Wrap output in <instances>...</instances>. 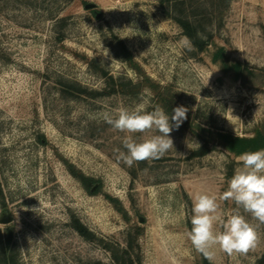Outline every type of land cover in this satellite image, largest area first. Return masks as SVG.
<instances>
[{
    "label": "rangeland",
    "instance_id": "1",
    "mask_svg": "<svg viewBox=\"0 0 264 264\" xmlns=\"http://www.w3.org/2000/svg\"><path fill=\"white\" fill-rule=\"evenodd\" d=\"M185 2L210 42L204 51L181 46V12L166 0H0V232L12 230L15 264H210L187 236L192 197H219L241 166L219 132L264 127V0ZM119 41L131 60L118 55ZM220 46L261 76L224 75L212 60ZM104 72L122 86L110 89ZM158 91L187 107V119L170 133L172 150L128 167L115 152L126 133L103 113L160 105L169 114ZM218 203L224 218L244 215L257 240L247 253L217 250L211 264H255L264 223Z\"/></svg>",
    "mask_w": 264,
    "mask_h": 264
},
{
    "label": "clouds",
    "instance_id": "2",
    "mask_svg": "<svg viewBox=\"0 0 264 264\" xmlns=\"http://www.w3.org/2000/svg\"><path fill=\"white\" fill-rule=\"evenodd\" d=\"M181 46L193 50L192 41L184 36ZM108 55V51L105 56ZM189 109L183 105L166 113L160 105L147 111L144 105L128 109L121 107L115 115L104 112L103 120L114 130L126 133L122 140L125 151L116 149V160L128 167L135 163L158 160L174 148L170 133L179 129L187 119ZM148 133H158L147 135ZM133 134L144 138L136 140ZM189 147V144H188ZM241 166L228 180V187L217 197L198 192L192 197L191 229L188 239L194 250L214 261L217 250L227 254L247 253L256 246L254 226L239 211L224 218L220 213V201H232L237 209H243L260 223H264V148L246 151L237 157ZM27 210V209H25ZM220 230H218V227Z\"/></svg>",
    "mask_w": 264,
    "mask_h": 264
},
{
    "label": "trees",
    "instance_id": "3",
    "mask_svg": "<svg viewBox=\"0 0 264 264\" xmlns=\"http://www.w3.org/2000/svg\"><path fill=\"white\" fill-rule=\"evenodd\" d=\"M163 1V0H162ZM165 1V0H164ZM168 3H172L174 8H178L181 12L180 15L173 16L175 21L180 25L183 30V33L189 37L192 41V44L196 48L197 51H204L208 45L210 44L208 39H204L200 36L198 26H196L197 22L190 20L185 14L182 7L185 6V0H166ZM118 55L125 59L131 60L132 56L130 51L127 49L126 45L119 41ZM212 60L216 63H219L220 68L224 75H231L233 78L240 80L243 83H248L249 78H258L261 76V72L255 70L253 67H249L247 63L242 62L238 59H230V57L225 53L224 47L220 46L217 48L216 52L212 56ZM104 74L108 75V87L110 89L116 90L118 87L122 86L121 82H116L112 74H108L104 72ZM251 79V78H250ZM81 89V88H78ZM84 91L90 94H95L96 91L86 89L78 90ZM159 98L164 101V106L169 114H172V110L176 108V104L170 103V99L167 96H164L159 91L157 92ZM218 137L220 142L232 153L235 155H241L246 151H256L264 148V127L261 130H258L253 136H238L234 135L230 132H219ZM199 155L206 153V148L203 147L199 151L196 152ZM229 177L232 175V171L228 174ZM78 178L80 179L84 188L90 193H95L98 191L99 186H94L95 179L93 177L78 174ZM74 227L83 235H85L86 228L79 222L74 221ZM12 238V230H7L5 235H2L0 232V261L3 264H15L14 256L7 255L6 247L10 244ZM128 264H134L133 260H129ZM255 264H264V251L260 255V257L256 260Z\"/></svg>",
    "mask_w": 264,
    "mask_h": 264
},
{
    "label": "water",
    "instance_id": "4",
    "mask_svg": "<svg viewBox=\"0 0 264 264\" xmlns=\"http://www.w3.org/2000/svg\"><path fill=\"white\" fill-rule=\"evenodd\" d=\"M94 6H95L94 3H87V4H86V7H87V8H93Z\"/></svg>",
    "mask_w": 264,
    "mask_h": 264
}]
</instances>
